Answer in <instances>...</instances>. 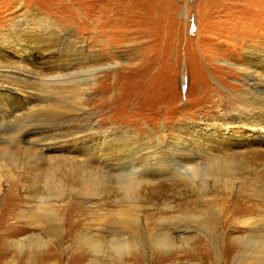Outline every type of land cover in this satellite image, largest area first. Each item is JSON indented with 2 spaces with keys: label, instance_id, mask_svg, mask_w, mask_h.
Segmentation results:
<instances>
[{
  "label": "rangeland",
  "instance_id": "obj_1",
  "mask_svg": "<svg viewBox=\"0 0 264 264\" xmlns=\"http://www.w3.org/2000/svg\"><path fill=\"white\" fill-rule=\"evenodd\" d=\"M35 14L51 24L48 41L25 36ZM15 42L21 44L18 51ZM44 42L48 49L37 51ZM261 58L264 0H0V264H264V253L249 251L247 240L249 232L264 234V156L240 159L247 148L228 147L235 139L228 136L221 143L227 126L263 124L254 119L253 107L264 102ZM27 77L78 89L75 95L54 89L45 95L43 89L49 88L40 87L42 93H34L36 102L28 106L36 113L27 116L18 108L26 94L8 89L31 87ZM42 108L57 112L38 114ZM80 127L108 139L119 130L123 137L116 147L123 148L110 151L114 159L89 156L76 164L79 168L61 169L96 167V176L118 179L139 164L142 154L162 155L159 150L166 146L183 173L205 174L210 191L204 197L198 186L177 187L185 181H167L170 176H157L144 189L136 213L140 221L146 219L147 234L172 233L173 248L134 247L118 262L115 228L99 225L104 213L114 215L117 199L99 197L100 189L93 196L70 192L60 204L54 201L58 220L49 229L35 222L36 195L43 189L23 169L42 159L25 138L29 131L48 137L52 130L69 135ZM245 136L264 154L256 133ZM178 147H190V155L174 151ZM225 153L232 155V174L210 173L209 159L219 162ZM186 216L202 217L204 223L183 225L177 217ZM89 237L108 240H103L104 253L90 251ZM103 254H109L110 263Z\"/></svg>",
  "mask_w": 264,
  "mask_h": 264
},
{
  "label": "bare ground",
  "instance_id": "obj_2",
  "mask_svg": "<svg viewBox=\"0 0 264 264\" xmlns=\"http://www.w3.org/2000/svg\"><path fill=\"white\" fill-rule=\"evenodd\" d=\"M35 15H36L35 19L32 22V28H30V30L25 32V36L27 39H33L36 40L37 42L48 41L52 36L51 24L47 21H42L40 15L37 14ZM19 28H21V24ZM20 46H21L20 42H15L14 45L15 51H18ZM43 48L45 51L48 49V46L45 42L43 46H37V51L43 52ZM29 60H32V58L29 57ZM261 62H264V58H261ZM40 73L41 72H39V74ZM263 80L264 79H261V81ZM24 81L30 82L29 77L25 78ZM30 83L32 84L31 87L25 85H17L14 88H8L14 91H20L23 93V95L26 94L24 95L25 101L18 108L24 109V111H26L25 114L27 113V116H31L34 113H36L33 111H28L29 109L28 106L31 105V103L36 102L35 99H32L33 98L32 95L34 93H37V91L40 93L43 92L45 95H50L53 94V89H54L55 92L58 93L66 92L75 95L74 88L78 89L76 85L73 86L74 84H69L64 82H60L57 84L52 82H47L45 83L46 85H42L43 83L42 84L33 83V82ZM40 87H46L49 88L50 90L43 89L42 91ZM39 100L43 101V98L41 97V99ZM253 107L255 110H257V112H255L254 119L257 118L261 122H263L262 126H258L257 123L254 121H251L252 125L238 123L237 125L227 126L226 130H228V133H225L222 136L223 140L221 141V143L224 142L225 136H228V138L231 137V139L235 138L233 142H228L227 146L228 147L234 146V148L238 147L242 150L247 148L249 151L243 152L242 153L243 155L240 159H244V156L245 157L251 156L248 159H246L248 161H254L256 158L260 160L258 156L259 155L264 156V154L260 151V149L251 145V143H249L246 140V136H245L250 133H256L257 135L256 139L261 140L262 143L264 141V102H260L259 104H253ZM18 108H14L13 113H15V111ZM75 109L76 110L78 109V111L79 110L83 111L84 108L76 106ZM54 110H45L42 108L39 110L38 114L40 113L55 114L57 111ZM68 115L70 116L72 114L68 113ZM75 117H79V116L75 115ZM238 122H241V120H239ZM94 127L98 128L96 125H94ZM91 131H93L92 128L86 129L84 127H80L74 133L69 135H61L56 130L55 131L52 130L51 133L48 134L49 135L48 137H43V135H40L39 133H38L39 137H31L32 134L33 135H38V134H35V132L31 133L30 131L27 134L25 138L26 141L25 144L28 146L29 150L32 153L37 154L42 159L41 160L40 158H38L42 162L36 164L35 167L31 169L30 168L23 169L24 174L27 173L29 174V172H31V176L39 182L41 186L39 188L43 189L42 193L36 195L37 196L36 198H38V202H39L36 207H37V213L38 212L39 213L33 216L35 222L38 225L42 226V228L46 230L49 229V227H51V225L58 220V214H57L58 211L57 208H55V206L57 205L54 203V201L57 204H60L64 200V198L67 197V194L70 192H72V194H76L80 196L83 195L93 196L94 194L93 191L100 189L98 194L99 197L109 198L112 195L115 199H117L116 208L112 211L114 213L112 217L114 218L108 216V213H104V220L99 225L109 226V227L111 225L113 229L115 228L114 230L115 232H117L116 234L118 235L115 238L116 240L118 239V241L115 243L116 246L115 249L113 250H114V255H116V257L118 258V262L121 263L124 255H128L134 247H138V246L145 247L147 245H151L152 247L155 248H159L163 246L168 249L173 248L174 237L172 233L150 232L149 234H147L146 219L141 218L140 221L139 216L136 213L137 210L142 207L141 202L143 201L142 195L144 194V189L148 185L153 184V179L155 177L170 176V178L167 181L169 180L185 181L183 183L178 184L177 187H181V186L186 187V184L190 185L193 188H195V186H198L197 189L199 194L202 197H204L205 192L210 191L209 182L204 181L205 174L201 176L195 174L196 176H194L193 174L183 173L180 170V166L182 165L181 162L173 159L170 160V157H172L173 154L168 153L169 148L166 146L165 148H161L159 150L163 152L162 155H159L158 154L159 152L157 151L142 154L138 160L139 164L135 168L131 169L127 174L120 176L118 179L110 175L96 176L93 172L96 169V167L93 168L87 166L88 168L85 170H81V169L72 170L74 167H72V169L59 168V166L70 167L72 165L78 166L77 168H79V165L76 164H82V162H85L86 160L89 159V156L94 157V156H99L100 154L104 155L102 159H109V158L114 159L110 151L114 152L115 154L117 152L116 148L117 149L123 148L122 144L116 147V144L120 141L119 139L123 137V135L119 133V130L115 132L117 133L116 138L113 139H108L106 135L102 136V134H99L97 136L92 133H89ZM115 133L113 135H115ZM196 143H197L196 147L201 148L200 144L198 143V140L196 141ZM221 143L216 141L213 142V144L218 149L221 147ZM70 148H72V150H68ZM189 150L190 147H183V149L178 147L174 151L178 152L180 155H182L184 152L185 154L190 155L189 153L191 152H189ZM25 156L29 157L30 154ZM115 156L119 160L118 157L119 155H115ZM231 156L232 155H226L225 153L223 156L219 157V159L221 160L219 162L216 161L214 157L210 158L209 159L210 163H208L210 173L216 174V172H218L219 170L221 172L226 171L224 172V175L232 174V167H230V163H229L233 161L230 159ZM31 157L29 158L31 159ZM19 158L20 157H16L15 160L17 161L19 160ZM124 158H126L125 155H120V159H124ZM1 177H0V182H1ZM212 181H214V178L212 179ZM223 185L224 186L227 185L226 180H223ZM154 187L155 186H153L152 188ZM51 202H53L54 204H52ZM146 202H149V200H146ZM204 214H206V212H204ZM177 218L179 219V222L183 223V225H187L192 228L199 227L201 225V221L204 223L202 217H199L198 219L191 218L188 216L184 218L183 217H177ZM190 223L193 224L188 225ZM163 229H164V225H160L158 228V230H163ZM206 229H209V227ZM253 235L256 236L253 238V241L251 243V240L249 238ZM102 238L89 237V239H87L88 240L87 242H90V251L93 252L95 256L104 253L105 245L103 244V242L105 241V239ZM247 240H248L249 251H255L256 254L264 253V234H262L261 231L257 230L255 231V234L249 232ZM29 244L32 245V242H29L28 245ZM184 244L189 245L190 240L188 242L184 241L183 245ZM178 247L179 246H176V248ZM104 255L105 254H103L102 258H104L105 261L110 263L111 258L109 254L108 256H104Z\"/></svg>",
  "mask_w": 264,
  "mask_h": 264
}]
</instances>
